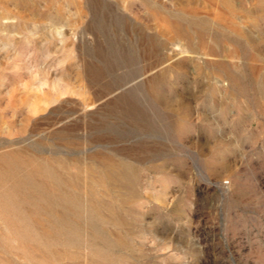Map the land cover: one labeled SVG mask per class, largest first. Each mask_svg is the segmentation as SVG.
Masks as SVG:
<instances>
[{
    "label": "rangeland",
    "instance_id": "rangeland-1",
    "mask_svg": "<svg viewBox=\"0 0 264 264\" xmlns=\"http://www.w3.org/2000/svg\"><path fill=\"white\" fill-rule=\"evenodd\" d=\"M0 264H264V0H0Z\"/></svg>",
    "mask_w": 264,
    "mask_h": 264
}]
</instances>
